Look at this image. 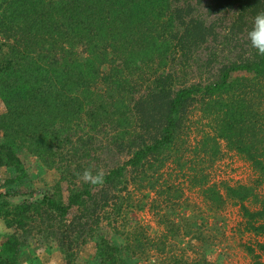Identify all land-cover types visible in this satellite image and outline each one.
I'll return each mask as SVG.
<instances>
[{"label": "trees", "instance_id": "16d2710c", "mask_svg": "<svg viewBox=\"0 0 264 264\" xmlns=\"http://www.w3.org/2000/svg\"><path fill=\"white\" fill-rule=\"evenodd\" d=\"M261 11L264 0H0V168H13L22 178L18 151L25 147L59 171L68 192L66 201L58 190L13 206L0 202L5 225L24 229L46 216L67 224L72 210L89 209L94 191L118 189L129 169L170 152L194 105L212 113L214 136L242 155L264 184V56L246 36ZM180 58L194 65L198 79H186L189 66L181 67ZM235 72L248 77L230 81ZM112 121L124 124L117 133L132 150L129 158L104 170L103 186L78 181L77 172L93 168L83 149L86 125ZM164 166L161 160L158 169ZM224 191L240 203L250 230H264L257 226L264 220V193L244 185ZM210 194L221 200L219 192ZM251 199L257 205L252 212L243 205ZM69 227L57 245L66 264H75L90 236L72 244ZM19 238L13 234L1 244L0 264H18L26 243ZM96 256L98 264H123L120 249L102 237Z\"/></svg>", "mask_w": 264, "mask_h": 264}, {"label": "rangeland", "instance_id": "374dc122", "mask_svg": "<svg viewBox=\"0 0 264 264\" xmlns=\"http://www.w3.org/2000/svg\"><path fill=\"white\" fill-rule=\"evenodd\" d=\"M3 39L0 35V46ZM75 50L83 56L81 47ZM180 59L181 67L184 63L189 66L184 69L186 79H198L194 65ZM247 77L235 72L230 81ZM132 85L136 86V82ZM146 86L144 83L141 88ZM4 110L0 100V115ZM111 110L107 108V117L112 116ZM128 116L133 117L130 113ZM123 125L119 123L118 127L116 121L105 126L91 122L86 125L83 149L87 161H93L94 170L122 165L129 158L132 150L117 133ZM182 125L170 152L153 157L149 164L135 170L129 169L118 189L94 191V202L87 203L89 209L72 210L67 224L46 216L32 220L24 229L8 228L0 218V249L15 234L26 241L20 248L18 264H66L57 244L64 226L69 225L67 234L72 244L79 246L81 236H90L77 249L75 264L99 263L96 245L101 237L120 249L123 264H169L179 260L264 264V230H250L240 203L228 199L224 191L226 186L244 185L262 195L264 184L257 172L242 155L214 136L212 113H206L200 105L188 108ZM18 156L25 175L20 178L13 168H0V202L13 206L22 200L55 196L59 191L66 201L67 182L57 169L45 167L25 147L19 149ZM161 160H165V166L158 169ZM212 190L221 194L218 203L212 201ZM243 205L251 212L257 207L252 199ZM257 224L264 225V220Z\"/></svg>", "mask_w": 264, "mask_h": 264}, {"label": "clouds", "instance_id": "9594fccd", "mask_svg": "<svg viewBox=\"0 0 264 264\" xmlns=\"http://www.w3.org/2000/svg\"><path fill=\"white\" fill-rule=\"evenodd\" d=\"M247 40L251 48L256 50L257 55L264 56V11L258 12L253 18L252 27L247 31ZM78 181L93 186H103L105 172L103 169L85 168L82 172L76 173Z\"/></svg>", "mask_w": 264, "mask_h": 264}]
</instances>
